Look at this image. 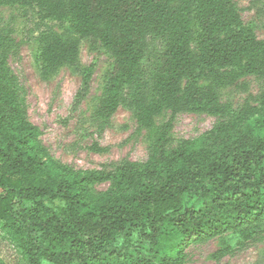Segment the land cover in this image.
<instances>
[{
    "label": "trees",
    "instance_id": "1",
    "mask_svg": "<svg viewBox=\"0 0 264 264\" xmlns=\"http://www.w3.org/2000/svg\"><path fill=\"white\" fill-rule=\"evenodd\" d=\"M2 1L34 6L43 21L71 17L80 38L100 39L114 57L100 117L120 105L142 127L164 109L229 117L169 149L164 126L145 161L74 169L40 144L1 60L0 225L28 264H183L189 243L264 219V87L257 106L234 112L198 85L264 77V40L234 0ZM41 41L45 70L76 62V39L46 31ZM99 182L108 188L94 194ZM55 200L63 204L51 207Z\"/></svg>",
    "mask_w": 264,
    "mask_h": 264
},
{
    "label": "rangeland",
    "instance_id": "2",
    "mask_svg": "<svg viewBox=\"0 0 264 264\" xmlns=\"http://www.w3.org/2000/svg\"><path fill=\"white\" fill-rule=\"evenodd\" d=\"M251 2L234 0L243 22H255L257 38L264 40V0L256 7ZM46 31L79 42L76 62L49 70L43 68L39 54L41 36ZM1 60L5 62L7 80L16 89L26 120L39 130L40 144L54 160L74 169L111 171L125 162L145 161L164 126L169 125L164 146L169 149L186 139H198L218 122L229 119L206 112L164 109L153 118L152 126L142 127L134 113L123 105L110 117H100L96 108L104 96L105 73L114 57L99 38L95 41L80 38L71 17L60 22L43 21L34 6L0 0ZM198 85L212 86L220 102L229 103L237 112L257 106L253 98L264 87V77L249 75L226 86L206 77ZM108 185L94 183L91 191L100 193ZM62 204L60 200L49 203L53 208ZM133 238L135 243H141L137 234ZM0 264H28L11 233L1 225ZM183 264H264V219L189 243Z\"/></svg>",
    "mask_w": 264,
    "mask_h": 264
}]
</instances>
